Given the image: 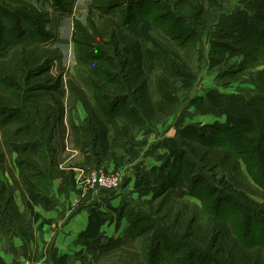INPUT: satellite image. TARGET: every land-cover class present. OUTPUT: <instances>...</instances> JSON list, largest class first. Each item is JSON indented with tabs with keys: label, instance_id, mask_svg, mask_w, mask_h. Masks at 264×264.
<instances>
[{
	"label": "trees",
	"instance_id": "trees-1",
	"mask_svg": "<svg viewBox=\"0 0 264 264\" xmlns=\"http://www.w3.org/2000/svg\"><path fill=\"white\" fill-rule=\"evenodd\" d=\"M11 1L17 2V5H12ZM51 2L54 8L56 7L63 13L68 12L73 4H65L64 0H51ZM119 5V0H90L86 24H82L78 20L74 23L71 41L76 46L79 55L76 61L87 66L91 75L82 79L83 85H80L74 83L73 80H68V83L63 82L60 74L57 76L50 74L52 64L59 58V55L57 54L58 50L52 44L45 46L49 41L54 40V35L45 30V25L50 20L48 12L42 11L27 1L0 0V57L5 56L3 58L5 60H0V126L12 123L16 127L12 133L13 138L7 135L4 138V143H0L3 147L0 152V162L4 161L5 153H17L15 157L17 160L15 159L14 162L18 176L32 199L36 197L35 185L42 184L39 180L35 183L32 180L34 178L42 179L46 174L43 168L47 171L49 166L44 160L40 162L39 168H35L34 161L26 160L24 153L28 154L38 150L39 143L33 141L20 143L22 137L20 139L19 135L26 134L24 137H29V131L37 129L44 132L49 126L54 127L56 124L62 123L67 111L68 100L79 101L85 112V117L78 126L70 122L73 131V144L81 153H88L91 148L93 154H98L97 146L99 145L101 156L97 157V164H100L99 162L112 155L114 150L124 148L126 145L130 146L132 141L130 139L138 131L150 130L152 125L165 121L174 112L178 105L176 97L178 81H182L186 86L192 84V76L187 66L168 61L167 67L171 69L173 76H157L154 81L157 97L154 100L151 98L149 78L145 71L140 42L141 24L153 23L163 29L165 35H170L171 39L180 46L188 45L187 40L191 34L181 38L173 32L170 26V33L167 34L168 28L165 22H158L164 19L159 18L161 15L154 14V4H127L126 17L121 19L122 24L117 23L113 18H107L104 19V23L98 26L97 19L94 18L95 13L107 16ZM262 8H264V4H258L256 14H254L255 22L250 21L251 24L248 29L247 25L245 26V31H250L252 28L257 29L258 23L264 24V9L262 10ZM134 22H137L136 29H133ZM260 31L263 33L262 36L257 35L256 32L252 39L250 37L237 39L241 42L244 41L241 43V47L238 46L236 49V53L243 55L241 63L248 57L256 62H251L247 70L262 66L252 72L254 91L250 98L245 97L241 91L237 90L229 93L220 92L216 83L203 88L202 98L211 107L222 111L225 121L212 123L211 132L208 134L204 133L205 128L197 129L195 126L181 130V133L183 132L185 135L179 138L181 148L170 150L173 161L164 166L165 168L176 166L173 180L166 185L167 188L174 186L177 178L182 176L186 179L187 187L189 183V193L199 197L202 192L196 193L195 187L198 185V181L207 177L204 172L210 173L213 177L214 169L220 165L223 168L221 179L216 181L213 178L215 184H221L222 187L218 191L219 195L216 196V199L210 200L209 194L201 195L207 199L208 206L213 205L214 209L211 207L210 210L213 212L212 217L214 218L206 223L204 229L198 228L192 235L189 232L184 233L185 237L190 235L193 240H199V244L189 241V253L188 250L184 252L188 256L187 262L185 254L181 252L183 259H176L174 264H200L202 261H209L208 263L211 261V264H215L214 261H217V264H223L221 259H224L228 264H264V227L258 226V219L254 216L262 217L260 219L264 222V218L259 212L264 211V203H258L251 199L245 191L234 187L230 184V180H226V174L237 173L238 160L241 158L252 181L259 188L264 189V149L261 145H256L257 142L264 141V27L263 29L260 27ZM198 37L197 41H200L202 39L200 34ZM190 44L193 43L190 42ZM27 46L32 47L27 48ZM220 46L226 48L225 44ZM103 47L112 49L114 61L120 60V73L125 83L123 92L127 93L125 99L132 98L126 109L116 111V103L108 94L110 92L106 90L104 82L102 83V80L98 79V76L106 75L104 64L99 63L98 66L90 67L91 61H108L104 56L95 55V51L101 50ZM206 50L203 48V53H208ZM8 51H11L9 55ZM169 62L172 63V67ZM181 63L183 62L181 61ZM97 91H102V95L100 96ZM217 93L220 94L216 99ZM90 97L93 98V102ZM99 98L111 101L108 104H102L99 102ZM40 99L42 100L39 102ZM194 99L196 98L192 100ZM116 117L123 119V125L115 122ZM108 125H111L112 128L109 138ZM1 127L0 133H2ZM241 133H251V135L244 138ZM192 134L198 137L190 138ZM48 137H50L48 140L50 142L51 134H48ZM238 141L254 144L256 148L239 147L240 142ZM41 149L40 146L39 150ZM42 153L44 156L41 157L44 158L45 154ZM187 154L193 159L192 161L188 159ZM19 155L24 160L18 159ZM232 155L236 158H232ZM41 157L40 159H42ZM51 161L48 158V162ZM184 161L190 166L188 170L182 169L181 163ZM194 167L197 169L196 172ZM9 174L14 179L13 173L9 172ZM52 177L54 174H51L49 178ZM150 179L153 184L149 187H152L158 180V175L155 176L152 171ZM139 181L143 184H150L148 178H140ZM165 181L162 179L159 185L162 186ZM15 183L18 186L17 182ZM16 185L14 184V188L17 187ZM12 191L13 187L9 190L3 183H0V208L11 220L15 217ZM223 192L231 194V196L228 198L220 194ZM127 204L128 202H123V215L129 221L128 230L130 233L133 232L131 233L132 239L136 237L141 239L142 235L153 227L151 225L143 227L138 223L141 217L137 214L138 210L126 214ZM1 220L3 221L0 217ZM262 221L260 220V223ZM164 230L167 231V228ZM157 233L153 230L150 239L152 244L147 246L148 250L152 248V258H149V262L153 264L156 255L159 254L160 246L163 245ZM170 235L177 242L181 239L175 230L171 231ZM201 235L205 236L204 241L200 239ZM182 238L185 239L183 236ZM94 243H99V241ZM100 247L106 250L108 246ZM162 247L165 250L171 248L169 245ZM203 247H208L214 253L208 249H200L202 250L200 252L198 249ZM195 257L197 260H194Z\"/></svg>",
	"mask_w": 264,
	"mask_h": 264
},
{
	"label": "rangeland",
	"instance_id": "rangeland-1",
	"mask_svg": "<svg viewBox=\"0 0 264 264\" xmlns=\"http://www.w3.org/2000/svg\"><path fill=\"white\" fill-rule=\"evenodd\" d=\"M22 1H27L33 5H36L37 8L42 9V11H47L49 14L48 17L50 20L45 25V30L51 32L52 35H54V40L51 42L49 41L50 43L48 42L45 46L48 44L56 46L54 48L58 50L57 54L59 55V58L56 59L52 64L50 74L52 76H57V74H60L62 76L63 82L73 80L74 83L83 85L82 79L91 75L89 74L87 66L79 63L78 60L76 61L79 55L77 53L76 46H74L71 41V37H68V32H62L63 34L60 32L62 29L60 18L64 13L58 11L59 9L56 7H53L51 0ZM88 1L90 3V0H87V2ZM11 2L12 5H17V2ZM82 2L84 3L86 0H79V3ZM211 2L212 4H210ZM64 3L72 4L73 0H64ZM119 4L120 5L117 7V9L113 10V12L107 16L97 12L95 13L94 18L97 19L98 26L104 23V19L107 18H113L117 23L122 24L121 19L126 17L127 4H154V14L161 15L159 18L165 20H159L158 22H165L168 28L167 34L170 33L169 26L173 32L181 38L191 34L190 38L187 40L188 45L180 46L171 39L170 35H168L169 37L165 35V31L163 29L154 25L153 23L150 24L145 22L141 24L140 35H142V37H140V42L142 46L145 71L149 78V93L151 98L154 100L157 97L154 90L155 78L161 75L170 77L173 76L171 75V69H168L167 67L168 61L173 63L175 62L177 65L182 66L184 64V66H187L190 75L192 76V84L186 86V84L182 81L177 82L176 86L178 87V91L176 93V97L178 105L172 113L173 116L163 122H158L155 125H152V128L150 127L151 129L146 132L142 130L138 131L134 137L130 139L132 140L130 146L126 145L124 148L122 147L114 150L111 159V162L113 163L112 168L107 166V162L106 166H98L95 168L91 167L90 165H86V169H83V176L87 175L86 172L91 171L100 172L107 176H115V174H119L121 177V182L117 189L100 191L111 193L117 192L123 188V191L128 196L131 195V192L133 194L137 193V197L136 194L135 197L131 195L132 198L130 199L125 196L128 202L125 212L127 214L133 210H138L137 214L141 215L138 223H140V225L143 227H147V225H151L153 227V229H149V231L144 233L141 239H138L137 241H132L130 238L128 239L125 236L123 237L122 245H115V247L107 248L106 250H103L100 247V243H94V240L96 237H98V235L93 229L91 236H89V242L92 245L91 248H95V256L92 257L88 264H153L149 262V258H152V248H149V250L147 248V246L152 244L150 239L153 230L154 232L159 233H157V236H160L159 239L163 244L162 246H171L170 250L162 249L163 247L160 246V249L158 250L159 254L156 255L154 264H174L176 259H183L181 252L184 253L189 249V241L197 245L199 244V240H193V237L190 235L185 237V234L189 232L192 235L196 229H204L206 223L214 218L212 217L213 212L210 210L211 207L213 208V205L211 204L208 206L207 199H204L201 195L209 194L210 200L216 199V196L219 195L218 191H220V188L222 187L221 184L216 185L214 179L216 181L221 179L223 168L220 165V167L214 169L213 177L210 173L204 172L207 177L198 181L199 183L195 187L196 193L202 192L200 197L189 193V183L187 187V184L185 183L186 179L182 176L177 178L176 184L174 186L167 188L166 185H168L169 182L173 180L176 166L173 168L164 167L166 164L173 161V157L170 154L169 149L168 153H161V149L164 146L167 148L166 141L169 139L172 143V146H174L173 139L179 140L180 137L185 136L183 132L181 133V130L185 129L186 127L195 126L185 124L181 127L179 124L175 123L174 118L176 117V114L181 111L183 106H186L190 102L194 103L200 99V97H198L192 100L195 93L199 91L197 89L202 86V84L213 85V83H216L220 92L229 93L236 92L237 90L241 91L245 97L250 98L252 91H254V84L252 81L254 78L252 72L256 69H260L262 66H259L253 70H247L251 62H256L248 57L246 61L241 63L243 55L241 53H236V49L238 46L242 45L241 43L244 41L241 42L237 39L249 37L252 39L256 32L257 35H263V33L260 31V27L261 29L264 27L263 23H258V28L256 26L257 29L252 28L250 31H245V26L247 25L248 29L251 24L250 21L255 22L254 14H256V8L258 4H264V0H119ZM84 9L85 8L80 10L77 9L78 11H76L77 14L81 16L78 21L82 24H86L87 16L89 15L88 9L87 11ZM263 9L264 8H262V10ZM75 22L76 20L74 23ZM137 22L133 23V25H135L133 26V29H136ZM56 34H58V38H56ZM199 34L200 38L202 39L197 41ZM190 42L193 44H190ZM219 44L222 46L225 44L226 48L221 47ZM31 47L32 46H27V48ZM203 48L204 50L207 49L206 51H208V53H203ZM10 52L8 51V55ZM95 55L104 56L108 59V61L94 60L91 61L90 67L92 65L98 66L99 63L104 64V72L106 75H100L98 76V79H101L102 83L104 82L103 84L106 86V90L110 92L108 94H110V98L113 99L114 103H116V111L126 109L130 101H132V98H128V100L125 99L127 93L123 92L125 83L123 81V76L120 73V60L114 61L112 59L113 52L110 48L107 49L103 47L101 50L95 51ZM202 57L204 58L202 59ZM3 58H5V56L0 60H5ZM181 61L183 63H181ZM170 62L169 65L172 67V63ZM97 93L100 96L102 95V91H97ZM200 93L201 92H198V95ZM218 94L220 93L215 95L216 99L217 96H219ZM90 98L93 102V98ZM41 100L42 99H40L39 102ZM110 101L99 98V102L102 104H108ZM77 104L81 106L79 101L72 102L68 100L67 111L65 114V116L67 115V118L63 123L56 124L54 127L49 126L44 132L37 129L32 130L31 132L29 131V137H24L26 134L19 135L20 139L22 137V140L19 141L20 143L30 141H33L37 144L39 143L38 150L31 151L28 154L24 153V156L26 157L27 161H34L33 166L35 168H39L40 162L46 160V165H48L49 168L47 167V171L43 168L46 174L44 177H42V179H39L42 184L50 179L49 177L51 174H54V177L58 176L54 173L53 169H51V164L52 166L55 165L58 159L56 157L54 158L55 151L56 154L57 152L59 154V151L61 154L63 149L66 151L71 150L73 147L70 122L75 120L80 124L82 122L80 115L84 114L83 109H81V114L79 113ZM219 115L220 113L218 112L216 116ZM208 119L209 118H202L200 119L202 121L197 122H188L187 120L185 121L197 125H202L204 122L206 126L195 127L197 129L205 128L204 133L208 134L211 132V124L208 125L210 123V120ZM115 122L123 125L124 121L121 119V117H116ZM3 126H0L2 128V133H0V143L4 141L5 136L8 135L12 137V133L16 128L15 124L12 123H8V125L6 124L5 127ZM49 129L50 131H48ZM48 134H51L52 139L50 142H48L50 138L48 137ZM250 135L251 133H241V136L244 138L249 137ZM194 137L198 136H195L194 134L190 136V138ZM238 142H240L239 147L254 148L256 145H261L264 149V141H261V143L257 142L256 145L245 143L243 141ZM157 145L161 146L162 148L158 150L156 147ZM40 146L42 147L41 150H39ZM2 148L3 147L0 145V152ZM89 150V152H93L91 148H89ZM42 152L45 154L44 158L41 157L43 155ZM16 156L17 153L15 152L5 153L4 161L0 162V178L3 180L8 181V177H11L9 172H12L14 175L13 169H16V164L14 162ZM186 156L191 161L193 160L189 154ZM40 157L42 159H40ZM233 157L235 156L232 155V158ZM248 157H250L249 154ZM48 158H50L52 161L48 162ZM18 159L24 160L22 159L21 155H19ZM240 159L238 160L239 167L237 173L226 174L227 179H225L230 180V184L234 187L236 186L241 191H245L251 199L258 203H264V189L261 187L259 188L252 181L244 161ZM153 162L155 164L153 166L154 169H151L149 176H151L152 171L154 172L155 176L158 175V180L156 181L155 185H153L155 187H149L151 184H153L151 179H149L150 184H143L139 181L140 179H138L129 185V177L133 175V172L128 175L126 174V169H129L132 166L135 168H144L147 166L146 164H151ZM181 164L182 169L184 170H188L190 167L185 163V161ZM196 167H198V165H196ZM194 169L196 172L197 169L195 167ZM79 179L81 184L83 177L79 176ZM162 179H165L166 181L161 186L159 185V182ZM220 194L223 196L225 195L228 198L231 196V194L229 195L225 192ZM259 212H261L260 214L264 218V211ZM254 216L256 219H258V226L264 227V222L262 219H260L262 217H258L256 215ZM152 217L154 219H151ZM14 219L16 218L14 217ZM260 220L263 223H260ZM188 222L189 225L186 228ZM165 228H167V231L164 230ZM174 230L179 233V237L181 236V239H179L178 242L170 235V232H174ZM182 236L185 239H183ZM204 237L205 236L201 235L200 239L204 241ZM200 249L207 250L208 247L198 249L200 252H202ZM211 252L214 253V251ZM184 254L185 256L187 255L186 253ZM187 258L188 256L185 257L186 262L188 260ZM194 260H197L196 257ZM221 260L223 264H228L224 259ZM208 262L202 261L200 264H211V261L210 263ZM214 262L217 264V261ZM19 263L20 262L17 264ZM218 263L221 262L218 261Z\"/></svg>",
	"mask_w": 264,
	"mask_h": 264
},
{
	"label": "crops",
	"instance_id": "crops-1",
	"mask_svg": "<svg viewBox=\"0 0 264 264\" xmlns=\"http://www.w3.org/2000/svg\"><path fill=\"white\" fill-rule=\"evenodd\" d=\"M88 5L89 1L87 2V0L84 3H79V0L73 2L71 9L60 18L61 34L67 31L68 37H71L74 21L81 17L77 14V9L85 8L84 10L87 11ZM56 35L58 38V34ZM209 86L212 85L202 84L197 89L199 91L195 93L193 98L200 97V99L183 106L174 118L175 123L181 127L185 124L206 126L204 122L202 125L188 123L202 121L200 120L202 118H209L210 123L208 125L216 121L224 122V114L219 109L211 107L202 98L203 88ZM198 92L201 93L198 95ZM81 106L77 104L80 114L81 109H83ZM218 112L220 115L216 116ZM172 116L171 113L168 118ZM84 117L85 112L80 115L81 121ZM66 118L67 115L64 116L62 123ZM72 124L79 125L75 120H72ZM108 129L109 138L112 133L111 125H108ZM70 131L73 138L72 129ZM173 141L174 146L169 139L166 141L167 148L165 146L162 148L159 145L156 147L158 150L162 148L161 153H168V149L181 148L178 139H173ZM71 150H66V152L63 149L61 154L59 151L60 155L58 152L56 154L55 151L54 158L58 159L51 168L58 176L52 177L39 186L35 185L36 197L34 199L30 197L25 186L21 184L16 167L13 169L14 179L8 177L7 181L0 178V183H3L6 189L10 190L13 187L11 195L16 218L9 219L0 208V217L3 219L0 221V264H17L21 261H28L31 264H88L95 256V248H91L89 242V236H91L93 229L98 235L94 241H99L100 246H108L107 248L122 245L125 236L132 241L138 240L137 237L132 239L131 233L133 232L130 233L128 230L129 221L123 215V202H127L125 196L130 199L132 198L131 195L135 197L136 194L137 197V193L131 192V195L128 196L123 188L111 193L93 192L82 188L80 184L78 172L80 169H86V165L95 168L106 166L107 162V166L112 168L113 154L97 164V157L100 158L101 156L99 145L97 146L98 154H93V152L81 153L74 144ZM146 165L144 168L133 166L129 169L125 168L126 174L130 175L133 172V175L129 177V185L141 177L150 179L149 173L155 164L153 162ZM39 179L34 178L32 182L35 183ZM14 184L17 187L14 188Z\"/></svg>",
	"mask_w": 264,
	"mask_h": 264
},
{
	"label": "built area",
	"instance_id": "built-area-1",
	"mask_svg": "<svg viewBox=\"0 0 264 264\" xmlns=\"http://www.w3.org/2000/svg\"><path fill=\"white\" fill-rule=\"evenodd\" d=\"M79 175L83 177L81 180V187L84 189L92 190L97 192L100 190H114L119 187L121 177L119 174L115 176H107L103 173L91 171L86 172L87 175L83 176L84 170L80 169ZM19 264H30L28 261L20 262Z\"/></svg>",
	"mask_w": 264,
	"mask_h": 264
}]
</instances>
